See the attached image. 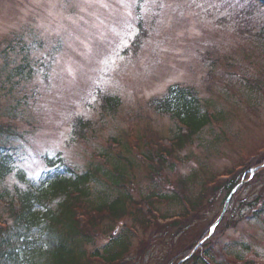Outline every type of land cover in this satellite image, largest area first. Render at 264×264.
Returning a JSON list of instances; mask_svg holds the SVG:
<instances>
[{
	"label": "rangeland",
	"instance_id": "1",
	"mask_svg": "<svg viewBox=\"0 0 264 264\" xmlns=\"http://www.w3.org/2000/svg\"><path fill=\"white\" fill-rule=\"evenodd\" d=\"M263 28L255 0H0V144L13 160L0 181V218L11 223L8 201L48 174L92 170L88 209L102 196L130 197L122 219H103L81 242V264H103L92 253L127 227L136 230L121 264H182L193 245L210 264H264V171L227 204L225 193L207 194L196 217L161 225L180 227L162 235L143 230L138 209L181 185L195 198L204 184L210 190L213 179L264 159ZM176 86L194 90L214 120L156 171L143 155L174 137L177 121L155 102ZM107 96L119 98L116 108H104ZM114 162L125 169L120 187L105 177ZM155 207L173 218L186 204Z\"/></svg>",
	"mask_w": 264,
	"mask_h": 264
},
{
	"label": "trees",
	"instance_id": "2",
	"mask_svg": "<svg viewBox=\"0 0 264 264\" xmlns=\"http://www.w3.org/2000/svg\"><path fill=\"white\" fill-rule=\"evenodd\" d=\"M255 1L264 6V0ZM119 102L118 97L107 96L104 99V108L106 109L107 106L116 108ZM201 105L194 90L179 86L170 87L165 97L155 102L156 109L174 118L177 126L174 137L162 138L160 142L155 143L154 151L148 149L149 151L143 155L144 160L153 170L157 171L162 168L168 162L169 157L175 156L178 148L192 141L195 135L214 120L209 111L202 110ZM5 148V145L0 144V181L12 172V155ZM48 163L50 166L54 164L51 160H48ZM114 164L115 170L106 172L105 177L112 185L120 187L125 180V169L119 162H114ZM262 164H264V159L255 162L248 171L251 163H243L237 171L230 170L223 174L227 176L226 180L213 179L210 181L213 183L210 187L212 189H207L209 184L207 186L204 184L201 193L192 199L185 198L182 185L179 186L180 189L175 188L173 194H153L139 203L138 209L144 215L141 220L143 230L150 229L152 233L162 235L170 232V228L176 227L177 229L179 226L177 224L165 228L158 224L159 217L165 220L169 217L161 215L155 207L156 204L165 201L179 202L183 207L186 204L183 209L184 214L179 217L184 222L188 221L196 217L200 209H204L202 200L207 194L225 193L228 199L244 177L245 180L251 178L250 170ZM101 165L94 168L95 173L102 170ZM68 171L75 173L70 168ZM262 171L264 167L258 170V172ZM94 179L95 175L92 170L83 174L75 173L74 176L69 177L65 176L62 171L50 173L45 177L41 187L20 191L15 198H11L7 204L8 218L11 219V223L0 218V264H81L86 256L81 248V242L92 241V231H95L96 226L103 219H122L126 213V199L130 197L128 193L122 191L113 201L102 196L98 201H94L97 207L92 206V209H88L84 201L91 194L90 183ZM1 199H4V196L0 195ZM54 200H56L55 206L52 205ZM41 207L42 210H39ZM34 228L39 230L36 236L32 234ZM133 229L136 230V228L127 227L126 232L119 237H112L111 242L106 244L102 250L98 249L93 252L92 256L103 264L123 263L129 251ZM195 247L196 245L188 247L186 253L178 260L189 257ZM25 249L29 250L30 254L24 258L22 252ZM210 260L209 253L204 252L203 247H200L190 259L182 264H210Z\"/></svg>",
	"mask_w": 264,
	"mask_h": 264
},
{
	"label": "water",
	"instance_id": "3",
	"mask_svg": "<svg viewBox=\"0 0 264 264\" xmlns=\"http://www.w3.org/2000/svg\"><path fill=\"white\" fill-rule=\"evenodd\" d=\"M230 199V198H229ZM229 199H228V201H229ZM228 201H227V203H228ZM220 220H221V217L217 220V222L212 226V232L214 231V229H215V227L217 226V224L220 222Z\"/></svg>",
	"mask_w": 264,
	"mask_h": 264
},
{
	"label": "bare ground",
	"instance_id": "4",
	"mask_svg": "<svg viewBox=\"0 0 264 264\" xmlns=\"http://www.w3.org/2000/svg\"><path fill=\"white\" fill-rule=\"evenodd\" d=\"M193 253H194V252H193ZM193 253H191V255H190V256H192V255H193ZM190 256H189V257H190ZM187 258H188V257H187ZM187 258L183 259V261H184V260H186Z\"/></svg>",
	"mask_w": 264,
	"mask_h": 264
}]
</instances>
